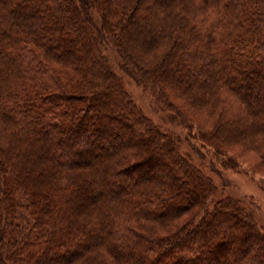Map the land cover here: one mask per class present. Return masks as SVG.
<instances>
[{"label":"trees","instance_id":"16d2710c","mask_svg":"<svg viewBox=\"0 0 264 264\" xmlns=\"http://www.w3.org/2000/svg\"><path fill=\"white\" fill-rule=\"evenodd\" d=\"M107 45L182 123L214 116L218 155L264 166V0H0V264H264V228L213 202Z\"/></svg>","mask_w":264,"mask_h":264},{"label":"rangeland","instance_id":"374dc122","mask_svg":"<svg viewBox=\"0 0 264 264\" xmlns=\"http://www.w3.org/2000/svg\"><path fill=\"white\" fill-rule=\"evenodd\" d=\"M92 14L101 24L100 9H93ZM104 53L114 72L122 79L125 90L144 115L163 131L176 137L180 152L216 185L217 193L213 202L226 198L240 201L264 228V166L260 156L243 150L239 145L232 147L225 156L218 155L215 148L203 143L199 132V128L210 132L216 120L214 116L207 110L190 111L187 116L192 126L182 123L172 111L160 105L159 99L145 85L125 71L119 54L112 46H105ZM169 94L175 95L177 92L169 91Z\"/></svg>","mask_w":264,"mask_h":264}]
</instances>
